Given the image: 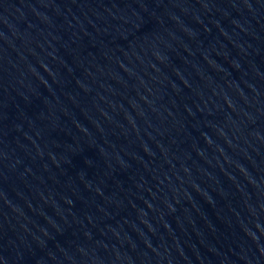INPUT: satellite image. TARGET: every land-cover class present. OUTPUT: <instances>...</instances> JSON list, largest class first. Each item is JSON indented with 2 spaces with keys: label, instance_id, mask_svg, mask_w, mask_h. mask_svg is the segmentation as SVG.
<instances>
[{
  "label": "water",
  "instance_id": "95a60500",
  "mask_svg": "<svg viewBox=\"0 0 264 264\" xmlns=\"http://www.w3.org/2000/svg\"><path fill=\"white\" fill-rule=\"evenodd\" d=\"M0 264H264V0H0Z\"/></svg>",
  "mask_w": 264,
  "mask_h": 264
}]
</instances>
